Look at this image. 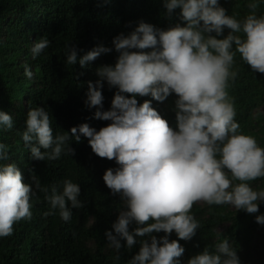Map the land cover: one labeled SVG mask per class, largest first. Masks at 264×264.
Segmentation results:
<instances>
[{
    "label": "clouds",
    "instance_id": "obj_1",
    "mask_svg": "<svg viewBox=\"0 0 264 264\" xmlns=\"http://www.w3.org/2000/svg\"><path fill=\"white\" fill-rule=\"evenodd\" d=\"M260 3L249 0L251 11L238 20L226 13L219 0H164L169 13L181 9L180 17L186 24L163 30L141 21L131 33L115 36L113 45L119 53L115 64L99 66V79L87 82L86 106L95 108L94 118L111 121L99 130L84 122L73 126L70 133L54 134L43 106L28 110L21 135L33 158L54 160L62 152L71 153L70 137L80 141L82 134L95 154L114 158L119 165L106 169L102 178L114 193L121 194L127 206L112 225L115 234L106 231V237L117 250L121 238L131 249L137 237H143L128 264H181L184 247L179 239L170 240L168 234L175 231L185 240L195 235L199 222L190 214L194 202L230 204L236 210L259 212L264 189L254 190L248 181L264 177V147L238 131L226 88L229 79L237 75L232 70L233 45L253 70L264 73V14L255 11ZM225 27L230 31L220 38ZM48 44L45 36L35 40L33 58ZM110 51L112 48L100 44L78 55L74 46H68L66 64L78 62L84 67ZM24 75H33L26 64ZM105 81L118 89L108 110L103 106ZM172 93L177 95L175 129L150 100H137L138 95L151 94L164 101ZM13 125V116L0 110V129H12ZM7 158L6 145L0 143V161ZM33 181L40 188L36 177ZM62 185L60 191L52 185L50 194L48 187L41 189L50 204L45 215L58 210L68 221L71 207L81 206V188L69 178ZM32 195L33 185L24 182L16 163H0V237L11 235L15 222L31 218ZM132 221L138 226L130 231ZM256 221L264 224V213L258 214ZM161 230L165 235L158 240L152 233ZM187 264L241 261L225 239L216 244L215 251L206 247Z\"/></svg>",
    "mask_w": 264,
    "mask_h": 264
},
{
    "label": "trees",
    "instance_id": "obj_2",
    "mask_svg": "<svg viewBox=\"0 0 264 264\" xmlns=\"http://www.w3.org/2000/svg\"><path fill=\"white\" fill-rule=\"evenodd\" d=\"M248 3L249 0H219L226 13L238 20H243L251 11ZM255 11L257 15L264 14V0ZM180 12L177 7L169 13L164 0H0V110L10 113L14 119L12 129H0V143L8 151V158L0 163L15 162L24 182L32 184L34 192L30 197L31 218L15 222L12 234L0 237V264H128L139 251L143 237H137L131 249L121 238L119 250L106 237V231L114 233L112 225L127 206L121 194L114 193L102 178L106 169L119 167L115 159L95 154L88 138L82 134L80 141L70 137L71 153L62 152L54 160L35 159L21 133L26 127L28 110L36 106H43L48 112L54 134L70 133L73 126L84 122L97 130L111 123L94 118L95 108L89 109L85 99L87 82L99 79L96 69L116 62L119 53L113 38L122 32L131 33L141 21L163 30L176 24L183 26L186 21L181 19ZM229 31L225 27L220 38ZM237 35L243 36V33ZM44 36L49 44L33 58V42ZM100 44L112 51L101 54L84 67L78 62L66 64L68 46H74L78 55H83ZM233 51L232 70L237 75L229 79L226 91L235 111L234 119L239 124V132L254 137L264 147V73L253 70L235 52V45ZM25 64L33 73L31 78L24 75ZM117 90L110 88L106 81L103 83L104 110L111 107ZM176 99L175 93L164 101H157L151 94L137 96L138 103L150 100L151 106L173 129L177 127ZM33 177L39 180L40 188L35 187ZM66 178L79 184L82 202L79 207L69 205L72 216L68 221L59 216L58 210L45 215L50 204L41 190L48 187L50 194L51 186L55 185L60 191ZM248 183L254 190L264 189V177ZM261 213H264V201L259 203L258 213L236 210L230 204L209 205L197 201L190 210L199 222L195 235L185 240L173 231L168 234L169 239H179L184 247L179 257L181 264H187L206 247L215 251L216 244L225 239L236 249L241 264L251 261L249 254L245 256L248 262L244 261L241 253L255 246L259 253L253 263L264 264V224L256 221ZM137 226L132 221L129 230ZM152 235L159 240L165 233L154 231Z\"/></svg>",
    "mask_w": 264,
    "mask_h": 264
},
{
    "label": "rangeland",
    "instance_id": "obj_3",
    "mask_svg": "<svg viewBox=\"0 0 264 264\" xmlns=\"http://www.w3.org/2000/svg\"><path fill=\"white\" fill-rule=\"evenodd\" d=\"M258 248L255 246V247H250V249L248 250H244L242 253H241V257L244 261H246V255H250L251 256V261H246L248 262V264H254L253 262L255 261V257L258 256Z\"/></svg>",
    "mask_w": 264,
    "mask_h": 264
}]
</instances>
